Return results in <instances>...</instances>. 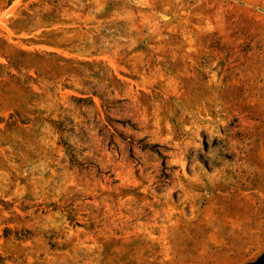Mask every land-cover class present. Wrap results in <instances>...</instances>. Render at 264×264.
Wrapping results in <instances>:
<instances>
[{
    "label": "rangeland",
    "instance_id": "1",
    "mask_svg": "<svg viewBox=\"0 0 264 264\" xmlns=\"http://www.w3.org/2000/svg\"><path fill=\"white\" fill-rule=\"evenodd\" d=\"M261 252L264 0H0V264Z\"/></svg>",
    "mask_w": 264,
    "mask_h": 264
},
{
    "label": "trees",
    "instance_id": "2",
    "mask_svg": "<svg viewBox=\"0 0 264 264\" xmlns=\"http://www.w3.org/2000/svg\"><path fill=\"white\" fill-rule=\"evenodd\" d=\"M10 1L11 0H7V3H9ZM241 264H264V252H261L252 260H248V261L243 262Z\"/></svg>",
    "mask_w": 264,
    "mask_h": 264
}]
</instances>
